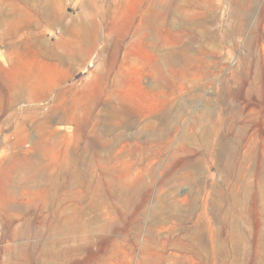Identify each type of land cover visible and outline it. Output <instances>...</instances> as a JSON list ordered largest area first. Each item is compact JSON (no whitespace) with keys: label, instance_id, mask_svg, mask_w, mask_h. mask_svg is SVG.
I'll use <instances>...</instances> for the list:
<instances>
[{"label":"rangeland","instance_id":"rangeland-1","mask_svg":"<svg viewBox=\"0 0 264 264\" xmlns=\"http://www.w3.org/2000/svg\"><path fill=\"white\" fill-rule=\"evenodd\" d=\"M0 264H264V0H0Z\"/></svg>","mask_w":264,"mask_h":264}]
</instances>
